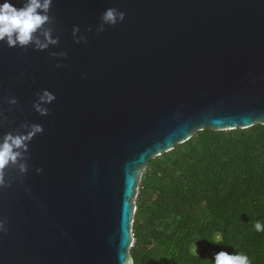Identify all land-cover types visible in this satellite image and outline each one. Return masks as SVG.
Returning <instances> with one entry per match:
<instances>
[{
	"label": "water",
	"instance_id": "95a60500",
	"mask_svg": "<svg viewBox=\"0 0 264 264\" xmlns=\"http://www.w3.org/2000/svg\"><path fill=\"white\" fill-rule=\"evenodd\" d=\"M108 8L125 18L97 35ZM49 15L58 46L0 43V136L43 126L27 173L9 168L0 189V264H123L152 159L206 129L264 126V0H53ZM42 89L47 116L32 108Z\"/></svg>",
	"mask_w": 264,
	"mask_h": 264
},
{
	"label": "trees",
	"instance_id": "16d2710c",
	"mask_svg": "<svg viewBox=\"0 0 264 264\" xmlns=\"http://www.w3.org/2000/svg\"><path fill=\"white\" fill-rule=\"evenodd\" d=\"M135 206L134 264H214L220 251L264 264V126L206 129L152 159Z\"/></svg>",
	"mask_w": 264,
	"mask_h": 264
},
{
	"label": "clouds",
	"instance_id": "9594fccd",
	"mask_svg": "<svg viewBox=\"0 0 264 264\" xmlns=\"http://www.w3.org/2000/svg\"><path fill=\"white\" fill-rule=\"evenodd\" d=\"M53 0H23L21 7H16L10 0H4L0 3V43L5 44L8 48L19 47L21 49L31 46L34 51H45L50 46L59 45L60 37L54 36V18L49 15ZM125 13L116 8L106 9L100 17V23L96 27L97 35L105 31V26L114 27L123 22ZM92 28H86L85 33L91 32ZM81 30L78 26H73L72 37L73 43H86L84 34L78 35ZM50 57L63 60L67 57L66 52H52ZM64 65L56 63L55 68H61ZM23 74H21L22 76ZM37 99L32 104L33 110L40 116L49 115L47 107L55 101V95L42 89L36 93ZM5 103L10 107L16 106L18 101L15 97H6ZM6 121L4 113L0 111V127H3ZM21 131L13 130L0 136V189L11 187L12 178L8 177L7 170L15 169L17 172L16 179L22 178L28 171V145L32 139L43 133V126L40 124H29L27 121L20 125ZM37 174L43 169L36 168ZM26 192L30 189L26 188ZM255 230L264 231V224L256 222ZM7 232V220L0 218V233ZM221 237L217 236L216 240ZM214 264H250L249 258L244 254H229L220 251L214 255ZM123 264H134L132 258H124Z\"/></svg>",
	"mask_w": 264,
	"mask_h": 264
},
{
	"label": "built area",
	"instance_id": "2783aa9c",
	"mask_svg": "<svg viewBox=\"0 0 264 264\" xmlns=\"http://www.w3.org/2000/svg\"><path fill=\"white\" fill-rule=\"evenodd\" d=\"M131 236L133 237V239H134V235H133V233L131 232Z\"/></svg>",
	"mask_w": 264,
	"mask_h": 264
}]
</instances>
